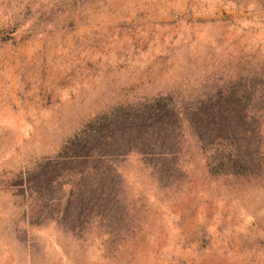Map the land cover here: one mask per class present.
<instances>
[{
	"label": "rangeland",
	"instance_id": "1",
	"mask_svg": "<svg viewBox=\"0 0 264 264\" xmlns=\"http://www.w3.org/2000/svg\"><path fill=\"white\" fill-rule=\"evenodd\" d=\"M231 89L245 118L219 141ZM157 101L172 154L18 184L90 120ZM0 264H264V0H0Z\"/></svg>",
	"mask_w": 264,
	"mask_h": 264
},
{
	"label": "trees",
	"instance_id": "2",
	"mask_svg": "<svg viewBox=\"0 0 264 264\" xmlns=\"http://www.w3.org/2000/svg\"><path fill=\"white\" fill-rule=\"evenodd\" d=\"M224 97L226 100L216 103L208 109L211 113L206 124L215 127L213 130H216V139L218 138L219 141L223 138L224 130L227 137L230 132L234 133V130L231 129V121L244 119L246 113V106L240 100L242 96H238L233 89ZM236 97L237 99L233 100ZM130 110L122 114L111 112L109 115L90 120L73 138L67 141L55 158L46 160L44 168L48 169L47 172L52 173V176H48L47 172L42 170L31 180L28 177L21 178L18 184L28 190L32 189L33 183L38 185V190H40L44 181L49 182L51 179L60 177L59 174L53 175V172L62 173L64 167L73 166L78 167L74 173L75 180L70 185V190L73 191L77 185L81 188L85 185L84 180L88 175L104 174L106 169L104 164L109 158L127 154L133 147L137 146L144 156L172 154L173 149L168 148L171 145L169 138L177 128L179 119L171 117L170 109L165 110L157 101ZM158 141L160 144L157 145ZM91 185V192L86 198H83V194L79 190L78 212L74 219L79 223L85 208L100 207L101 202H103L105 189L103 182L101 183V178L93 181ZM93 193L96 196H92ZM66 210L67 207L64 211L66 212ZM65 217L63 214L62 219Z\"/></svg>",
	"mask_w": 264,
	"mask_h": 264
}]
</instances>
